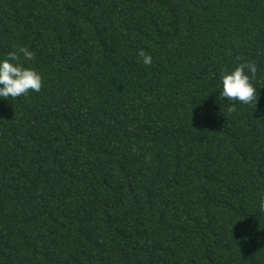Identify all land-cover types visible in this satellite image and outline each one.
Wrapping results in <instances>:
<instances>
[{"label":"trees","instance_id":"16d2710c","mask_svg":"<svg viewBox=\"0 0 264 264\" xmlns=\"http://www.w3.org/2000/svg\"><path fill=\"white\" fill-rule=\"evenodd\" d=\"M20 46L43 84L0 98V264H264V0H0Z\"/></svg>","mask_w":264,"mask_h":264},{"label":"clouds","instance_id":"9594fccd","mask_svg":"<svg viewBox=\"0 0 264 264\" xmlns=\"http://www.w3.org/2000/svg\"><path fill=\"white\" fill-rule=\"evenodd\" d=\"M21 57L23 61H31L35 58V53L28 47L20 46L0 59V98L15 99L25 96L30 91L41 90L43 84L41 73L34 67L26 66ZM138 57L142 58L145 65L152 64V56L144 49L139 50ZM258 71L256 63L251 61H243L231 70L222 71L220 95L233 102L228 105V112H236V102L240 104L258 102L259 91L253 82ZM259 207L264 210V195L259 198Z\"/></svg>","mask_w":264,"mask_h":264}]
</instances>
